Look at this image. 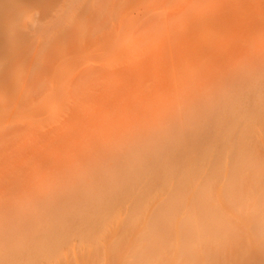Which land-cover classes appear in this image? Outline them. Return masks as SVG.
<instances>
[{
  "label": "rangeland",
  "instance_id": "obj_1",
  "mask_svg": "<svg viewBox=\"0 0 264 264\" xmlns=\"http://www.w3.org/2000/svg\"><path fill=\"white\" fill-rule=\"evenodd\" d=\"M20 2L21 1H18L19 4L13 3L17 6H9L11 9H8L7 7V11L2 10L3 12L1 11L0 15V131L2 128L4 130L7 124L9 125L7 117L10 113L15 115L14 117L20 121H24L23 126L21 123V126L18 127V129L21 128L26 131L25 133L27 136L24 137V135H21L16 137V143L12 144L10 142V152L13 154L16 152V155L18 154V157L15 156V158H17L19 165L22 164L21 162L27 163L22 164V167L24 165L29 167L28 171L30 172V175L33 174H31V172H34V174L39 177V180L41 179V182H39L30 177L32 180L31 186L36 187L34 182H37V184L41 183L38 186L42 187L37 188L34 192L32 189L31 191L35 194L29 192L30 201L25 195H23L20 198L17 196L20 200L25 197L24 199L26 200H23L21 203L12 202L11 200L10 203L3 200L6 204L0 202V264H264V106H262V103L257 104L256 102L260 95H262L261 92L251 91V99L246 98L244 94L239 98H231L233 102L239 99L244 100L242 103L244 107L241 112H251L250 115H252V120L248 121L249 115L247 116V121L245 120L244 122V119L241 120V122L237 121V123H235L236 130H233L234 132L232 131V128L230 130L231 133L233 132L232 134L228 133L230 132L228 130L230 128H227L228 131L226 130L225 132L230 134V137L228 138V135L226 134L227 139L223 138L224 140L221 141H225L226 148L225 145H220L222 147L224 146V149H219V152L217 151L219 156L215 155L216 151L214 152L215 154L212 152L216 157L220 158L221 155V159L216 158L217 161L214 157L212 158L211 156L213 155H211V158H208V160H201L202 157L204 159V156L206 155H203L202 152L201 154L203 156H201V159L199 158V160L204 161V166L205 163L206 166L210 164L208 167L205 166L206 169L202 167V164L199 165V163H202L201 161H196L194 159V163L199 162L197 166L199 165L198 167H200V169L201 167L205 169V173L202 169L200 172L197 171L192 174L193 169L195 168L193 167L192 171L190 169L186 174L182 168L184 174L179 173L182 178H184L185 175L188 176V174H190V178L196 180V182H194L195 180L193 181L189 179L192 181V187H190L192 184H190V186L187 184L188 182L191 183L187 180L189 176L184 181L181 180L184 184L187 182L185 184L186 188L180 186L181 182L179 183L177 180L180 179L178 177L181 176L178 173L177 179L174 180L172 184L170 183L169 186L164 187L162 186L164 185L161 183L162 181L160 182L161 186L156 185L155 183L156 187L152 188V191H150L151 189H148L150 187H147L145 182H142L141 186L139 184L140 188L136 186L130 188L128 183L125 185V189L123 188L125 193L120 192L118 194L120 205H118V203L116 204V202L113 204V201H110V204H113L111 210L109 208V202H106L108 205H102L99 203L100 201H94V199L98 198L97 194L101 193L105 187L100 183V179L97 177L98 175L93 174L98 170L93 171L92 168L93 166L95 169L97 166L102 168L100 163L105 160L99 162V160H101L99 156L100 153H103L104 155L108 154L109 159L113 157L117 160H124L125 166L131 165L130 163L134 162L130 160L129 157L125 160V153L122 152L123 150L125 151V146L130 140L128 139V134L130 133L128 125L125 124V127H122L124 125L115 122L110 123V118L108 119V115L112 113L111 108H108V106L115 102L114 98L117 96V93L119 94L121 92L114 89L118 87L121 88L122 86L119 85H122V82L126 84V88H129L130 84L133 82L129 83V75L132 80L137 79V74H139L138 66L147 63L148 65L151 64L149 65L150 74H148L150 80L147 81V86L148 88H153V93L156 92L154 85L155 82H153L155 78L154 74L156 72V63L154 60H149L146 57H151L153 55L158 45L159 37L168 31L171 21L176 22L178 18L183 17V13L175 14L177 12L164 8H105L103 10L98 9V11L97 9H89L86 11H78V13L77 11H74L75 15L72 16V13L71 21V18L69 17L70 15H68L67 20L70 18L69 22L64 26L63 24H65L66 20H63L62 23V19L59 17L61 19V21L59 20V24H62L59 27V24L56 25L53 23L51 24L52 21L49 22L51 19L53 20L54 15L52 12L51 14H48L49 12L43 13L39 9L37 10L38 7L35 8L36 10H34V8L28 9L25 2H22L24 4H21L22 6L20 5ZM208 4L210 7L205 16L212 17L211 23H209V21L207 23L205 18H199V15L197 14L191 15L193 20H198V32L200 35H203L204 38H209L212 32L218 31L217 15L213 14V12L220 8L215 5L214 0H208ZM25 5L26 7L24 8ZM223 14H226V12ZM43 17L44 19L48 17L47 21L49 23L45 22L46 20L43 22L46 26L39 22ZM243 17L244 18L241 21L243 22L242 24L239 23V20H236V22L233 23L234 25H240L237 32L238 42L236 46L231 48L226 56L228 58L227 62H231L229 68L231 77H234L233 79L236 80L238 79L236 83H238L240 88L244 90L246 87L239 82V79H244L247 75L254 76V74H264L262 69V65L264 64V39L261 40L260 44L254 39H251L248 42L245 41L246 36L249 35L248 30L252 32L251 27L255 29L254 31L256 33L260 30L264 31V8L250 7L249 9H245L243 11ZM12 24H14V27ZM14 28L16 29L14 30ZM42 28L44 30H42ZM37 29L40 30L38 31ZM48 29H50V31H48ZM13 30L15 33L10 32ZM9 33L11 36L13 34V36L11 37ZM45 34L47 36H45ZM239 36H241L240 39ZM245 43H250L249 46L254 49L251 53L247 52L248 50L245 52L240 50L243 45L246 46ZM152 64L155 67H152ZM47 69L49 70L48 72ZM90 70L94 72L91 73L89 72ZM99 70L100 72H104L100 73ZM132 70H135V72L133 71L134 74H129ZM78 71H80L82 77L80 76V78H78L76 75L75 78L74 76ZM86 73H89L90 77H95V75H97V80L96 77H93L94 80L93 78H87L88 75ZM226 73H228V70H225V74ZM98 74L99 76H103H100L99 78ZM104 75L107 77H104ZM85 76L88 79V82L86 81L84 86L83 84L79 85L81 82H84L81 79H84ZM224 76L225 75L216 78L211 84V86L213 85V88L211 87L213 93H215L212 97L216 103L220 104H223L224 102V94H233L231 93V90L236 84L225 79ZM73 77L75 79L78 78L79 80H73ZM89 79L90 82L92 81L91 83L89 82ZM98 79L102 80V83L104 81L103 84L100 83L103 86L106 87V85H108L106 89H104V87L100 89L101 86ZM258 79L252 80L251 85L258 82ZM80 80L81 82H79ZM74 81L78 87L74 86L73 88L72 85L75 83ZM109 81L112 82L110 83ZM137 81H140V79H137ZM95 82H98L97 85L100 87L95 88L94 86H97ZM25 83H28L29 85L23 89V84ZM34 84H40L41 90L42 86L47 90L45 91L46 96L44 94V98L42 97L43 99H41V97L38 98L39 96L36 95L37 99L32 95V91H35V88L32 90V85ZM87 85L88 88L93 87L95 89H88L85 87ZM72 88L76 92L73 91ZM76 89L80 91L78 96L76 94L79 92L77 93ZM82 91H85V93H88L89 91L91 94L90 97L94 96V99H99L101 97L103 99L106 98V106L101 105V102V104L97 102L94 105L91 104L89 107L87 105H85L87 107H81L80 103H78L79 99L85 97L82 96ZM108 91H112V95ZM72 92L75 94V97L74 95L72 96ZM107 92L108 94H106ZM129 92L130 91H125V94L127 93L126 95H129ZM85 93L84 95L89 96V94ZM94 93H96V95ZM190 95L191 96L188 97L189 99L192 96H195L192 94ZM32 96L33 99L31 98ZM40 96L42 95L40 94ZM157 96V99H160V95L157 94ZM107 98H109L110 102ZM30 99H32V104L34 103L32 106L35 107V110H38L37 112L33 111L32 109L34 108L31 106L33 113H36L34 115L35 120L33 119L34 117L31 116L32 113L30 114L28 111L30 107L29 103L31 102H28L27 100ZM254 99L256 102L255 105ZM260 99L261 102L264 101L261 97ZM199 100L200 99H198L197 106H199ZM159 104L158 106H160ZM172 105L171 107H173ZM182 105L179 106L182 107ZM96 106L98 109H96ZM156 107L157 106H155L154 110H156ZM87 108L94 111L91 116H99V118L96 117L95 119L98 118L101 120V117H103L101 122L108 116L106 119L107 121L101 123L105 127L102 125V127L98 126L100 121L99 124L96 123L98 127L95 125V127H97L95 129L99 132V138H95L96 142L93 141L92 144H90V147L92 146V148L89 151L90 153L97 152L96 154L98 155L96 157V154L94 153L92 158L88 157L89 154L85 147H81V149H83L82 153L80 151V153L77 154L78 151L73 146L76 144L74 136L79 133V131L75 132L76 126H74V124L85 122L84 120L79 122V118L73 119V117L76 116L75 114H89L86 113ZM191 108L194 110V105L188 110L190 111ZM166 109L168 110L169 108ZM154 110L152 113H154ZM174 110L175 109L173 108V111ZM193 110L191 109V113ZM70 111L71 113H69ZM175 111L178 114H182L180 113L182 111L180 108H177ZM185 111L187 110H184L183 112ZM161 113L163 112H156L155 116L152 114V117L150 115V118L152 119L151 122L150 120L149 122L155 123L156 125L162 123V121L165 120V116L160 118L157 117L158 115H161ZM37 115H40V117H36ZM78 115L76 117H81V115ZM84 115H82V117H84ZM104 115L106 117H104ZM167 115H169V113ZM167 115L166 117H168ZM91 116L89 118V115H87V119L85 115L86 120H88V122L86 121L87 125L83 126V124L80 123V126L82 124V127L81 129L79 128L80 126L77 127L78 130H82L84 127L89 128L91 125L95 124L88 125L93 120H91ZM141 123L143 124V122ZM76 125L78 126L79 124ZM12 126L14 125H11L10 127ZM153 126V128H155V125ZM229 126H231L230 123ZM16 127L15 124L14 130L17 129ZM130 127L132 128V126ZM141 127L135 125L133 128L139 129L142 134L148 133L149 129L144 130V128ZM150 127H152L151 124ZM86 128L83 130H86ZM127 129L128 134L126 133ZM66 130L70 131L66 132ZM105 130L106 135L104 136ZM135 132L136 131L133 132L134 135H137ZM66 133L69 134L67 135ZM70 133L72 135H70ZM100 133H102L101 136ZM223 135L225 137L224 133ZM68 136H71L69 140L67 138ZM75 137H78V140L84 142L81 137L79 139L78 135ZM138 137L140 138V135H138L137 138ZM91 138H93V136L89 137L90 140ZM133 138H135V136H133ZM18 142L19 144H23V148L17 146ZM221 142L219 141L218 143L220 144ZM63 144H66L65 149L67 148V150H63ZM128 145L136 149L138 141H131ZM210 146L209 150L208 148L206 149L207 152L213 150ZM5 147H9V141L7 140L0 142V148ZM17 148H20L21 152L18 151ZM24 148L25 150L28 149V152H25V155ZM12 149L14 151H12ZM59 152L64 156L71 154L70 156H65L69 165L68 167H71L68 168V170H72H69L70 174L68 173V180L62 178V175L58 177V171L56 172L57 175L54 174L55 172L53 173L55 162L59 164V160L61 159L62 161V158L64 157L61 156ZM63 152L66 153L64 154ZM74 153L77 157H75L76 155ZM72 154L75 158L70 159L69 157H72ZM103 154L101 155L102 157L104 156ZM196 155H193L194 158L198 157ZM209 155L205 158L209 157ZM3 156L0 157V161H4V159L6 161V159H8L6 158L7 153L3 154ZM80 157L83 158L81 159ZM95 158L96 162L94 160ZM90 159L92 160L90 161ZM97 159L99 160L97 161ZM74 160L76 161L74 162ZM90 162L93 164L99 163L95 166V164L93 165ZM189 162L194 164L192 163L193 158ZM190 163L187 162L186 164L189 166L191 165ZM196 163L194 164L195 166ZM3 164L5 165V162ZM86 164H88V167ZM90 164L92 168L90 167ZM103 164L104 163H102V165ZM212 166L214 167L212 170L215 168L219 170L221 167L220 171H222L220 172L222 175L217 173L222 177L221 182L217 179L219 181L218 184H216L217 180H215V184L213 182V185L209 184L212 182H206V179L209 178V174L207 175V173H209L208 170H211L210 167ZM187 168L185 170H187ZM0 169L2 170V168ZM78 169H82L81 171L84 172H81ZM195 169L200 170L197 168ZM202 171L203 173H201ZM214 172L213 175L216 174V171ZM198 174L200 176L202 174L203 176L196 179V175L198 176ZM88 175H90V179ZM206 175L207 178L205 177ZM134 177L135 176L130 175V181ZM215 177L217 176H214L211 179L214 180ZM204 178L205 184L202 182ZM23 180L27 181L28 178ZM135 180L140 182L139 179L135 178ZM207 181H209V179ZM71 182L73 183V186L71 185ZM175 182L179 185L177 186ZM4 183L5 182L2 183L1 181L0 187L2 184L6 185V183ZM20 183L23 184V182ZM78 184L79 188H77ZM206 184L209 185V187ZM27 185L30 186L29 183ZM74 185H77L76 188ZM4 188L5 187L2 189L4 190ZM21 188L19 189L23 191V188L25 187L22 186ZM90 190H93V192H90ZM8 191L9 190L7 189V192ZM129 191L133 193L126 196L125 194ZM57 192H61V195L59 194L60 196L52 199L48 198L56 195ZM70 192L79 195V197L83 196L84 198L81 197L82 201L79 197L80 201H72L71 198L68 199L66 196V194ZM198 192L199 195H197L199 197H195V193ZM72 193L70 194L74 198L75 195ZM16 194L19 195V193ZM200 194H202V197ZM204 194L206 195L204 196ZM208 194L210 196L214 194V198H208ZM95 195L97 197H95ZM180 195L184 197L181 198L184 201L179 199L181 197ZM93 196L95 198L92 199ZM86 197L91 198L88 199L90 200V203L92 201V205L88 204L87 201H83L86 200ZM216 197L217 199H215ZM210 198L215 200H210ZM4 199L6 200V196ZM98 203L100 207L104 205L105 207L101 209L98 207ZM113 206L115 207L113 208ZM68 212L73 214L69 215ZM96 216L97 218H95ZM96 220L99 222L97 221L98 223H96Z\"/></svg>",
  "mask_w": 264,
  "mask_h": 264
},
{
  "label": "bare ground",
  "instance_id": "obj_2",
  "mask_svg": "<svg viewBox=\"0 0 264 264\" xmlns=\"http://www.w3.org/2000/svg\"><path fill=\"white\" fill-rule=\"evenodd\" d=\"M18 1H21L20 2V5L21 4L24 5L23 3L25 2V4L27 5L28 9H33L34 8V10H36L35 8L38 7L37 10L39 9L43 13L49 12L48 14H51V12H52L53 15H54L53 16V20L49 17L51 19V20L49 19L50 20L49 22L52 21L51 24L53 23V24H56L57 25V24L60 23L61 19H62V21H61L62 23H63V20H66V22H65V24H63V26L66 25L69 22V19L70 18H71L70 21L72 20V16L75 15L74 13L76 11L78 13V11H82V10L86 11V10H89V9H91V10L97 9V11H98V9L103 10L105 8H111V9L112 8L113 9H115V8L116 9H118V8H121V9H123V8H137V7L138 8H143V9H146V8L147 9L164 8V9H167V10H170V11H173V12L174 11L177 12L175 14L183 13V15H182L183 17L178 18V20L176 19L177 20L176 22L175 21L174 22L171 21L170 28H168V31L166 33L162 34L159 37V40H158V43H157L158 45H157L156 50L154 51L153 55L151 57H149V56L146 57L149 60L150 59L154 60L155 63H156V67L152 64L153 65L152 67H155V70H156V72L154 74L155 75V78L153 80V82H155V84H154L155 85V89H156V92H154L155 94L153 93V88L152 87L151 88L150 87L148 88V86H147V81L150 80L149 75H148V74H150L149 73L150 72L149 65H151V64L148 65L147 63L140 64V66H138L139 64L137 63L138 64L137 66L139 68V74H137V77L136 78L137 79H140V81H137V79L132 80L130 78V75H129V83H131L133 81L130 84V87L129 88H126V84L123 83V82H122V85H119V86H122L121 88L120 87H118L116 89L113 88L114 90L121 91V92L119 94L117 92H115V93H117V96L114 98L115 99L114 100L115 102L113 104H111V105L108 106V108H111V112L112 113L108 115L109 117L108 116L107 117H108V119L110 118V120H109L110 123H114V122L115 123H119L121 125H124L122 127H125V124H127L128 127H129V129H130V133H131V134L130 133L128 134V129H127L126 133L129 135V138H128V139H130L129 142L136 140V141H138V145H137V148L134 149V148H132V147H130L128 145L129 144V142H128V144H126V146H125V151L124 150L122 151L123 153H125V160L129 157L130 160L134 161V162L130 163L131 165L125 166L124 160H122V159L121 160H117V159H114L113 157L111 159H109L108 154L107 155L106 154L104 155L103 153H100V155H99L100 158H101V160L97 159V161L99 160V162H100L102 160H105V161L102 162V163H104L103 165L105 167L102 165V163H100V166H102V168L97 166L98 169H97V167L95 169L94 166H93V168H94L93 169L91 167V164H90V167L92 168L93 171L98 170V171H96L93 174L98 175L97 177L100 179V183H102L104 185V187H105L104 190L101 191V193H98L97 194V196H98L97 199H99V200L94 199V201L95 200L97 202L100 201L99 203H101L102 205L103 204L108 205V203H106V202H109V204H110V201L111 202L113 201L112 202L113 204H114V202H116V204L118 203V205H120V200H119V195L118 194L120 192L125 193V190H124L125 189V185H127L128 183H129V187L130 188H133V186H136V187L140 188V186L142 185V182L143 183L145 182L146 186L147 187H150L148 189H151L150 191H152V188H155L156 187L155 186V183H156V185H160V182L162 181L161 183L164 184V185H162L164 187L169 186L170 183L172 184V182L177 179V175L179 173L180 174L183 173V169L186 172V174H187V171L188 170L190 171V169H191V171H192L193 167H195L197 169H200V167H198L200 164H202L203 165L202 167L206 169V167H208L210 164H208V161H207L208 166H206V163H205V166H206L205 167L204 166V161H201V160H205V159L208 160V158H211V157L212 158L214 157V159H216V158L217 159H221V155H220V158L219 157H216L219 154L218 153L219 152L218 150L219 149H221V150L224 149V146L222 147L220 145H225L226 144V143H224L225 141L224 142H221V141L224 140L223 138L227 139L226 138V134L228 135V138H229L230 137V134H232L236 130L235 123H237V121H240L241 122V120H243V119H244V122H245V120L247 121V116H249L250 113H251V112H248V113H242L241 112V110H243V107H244L243 104H242L244 102L243 99H241V100L239 99V100L233 102L231 100V98H239V97L242 96V94H244V96H246V98H250L251 91H260L261 94H262V95H260V97L262 98V100H264V77H263L264 74H262V75H255L254 74V76L247 75V77H245L244 79H239V82H241L246 87V89L243 90V89L240 88V85L238 83H236L238 81V79L236 80V79H233L234 77H231V75L229 73V68H230L231 62H227V59L228 58L226 56L228 54V52H230L231 48H233L234 46H236V44L238 42L237 32H238V29H239L240 25H234L233 23H235L236 20H239V23H241V24L243 23L241 21L244 18L243 17V11L245 9H249L250 7H261V8H264V0H214L215 5L220 8L219 10L213 12V14H216L217 15L218 31L212 32L209 38L208 37L207 38H204L203 35H200L199 34V32H198V20H193V18L191 17V15L197 14V15H199V18H205L206 21H207V23H208V21H209V23H211L212 17L205 16V14L207 13L208 8L210 7L209 4H208V0H0V15H1V11L2 10H6L7 11V7L9 9L10 7H12L11 5H14V4L18 3ZM26 5L24 6V8L26 7ZM14 6H17V5H14ZM65 12H67V13H65ZM224 12H226V14H223ZM72 13H73V15H72ZM64 15H65V18H64ZM68 15H70L69 16L70 18H68V20H67V16ZM44 17L39 22L43 23L44 20H46L45 22H48L47 21L48 17L45 18V19H44ZM55 19H56V21H55ZM73 19H75V18H73ZM57 21H58V23H57ZM37 22H38V20H37ZM41 23H40V25H41ZM239 23H237V24H239ZM12 25L14 27V24H12ZM43 25L46 26L44 23H43ZM61 25L59 24L58 26L60 27ZM40 27H42V26H40ZM43 28H42V30H44ZM15 29L16 28H14V30ZM14 30L13 31H10V32H14L15 33ZM37 30L39 31L40 29H37ZM51 30H53V29H51ZM254 30L255 29L253 27H251V31L252 32H250L248 30L249 35L246 36L245 41L248 42L251 39H254L255 41H257L258 44H260L261 43V40L264 39V31L263 30H260L258 33H256ZM38 31H37V33H38ZM48 31H50V29H48ZM10 36H11V34H10ZM12 36H13V34H12ZM45 36H47V35L45 34ZM240 37L241 36H239V39H240ZM29 38H30V36H29ZM245 44H246V46L243 45L240 50H243L244 52L248 50L247 52L251 53L252 50H254V49L249 46L250 43H245ZM146 61H148V60H146ZM141 63H142V61H141ZM31 68H33V67H31ZM31 68H30V71H31ZM262 69L264 71V64L262 65ZM225 70H228V73L225 74ZM48 71L49 70L47 69V72ZM133 71L135 72V70H132V71L129 72V74H134ZM89 72L92 73L94 71H91L90 70ZM99 72H100V70H99ZM101 72H104V71H101ZM77 73L75 74L74 77L76 78V75H77L78 78H80V76L82 74L80 73V71H78ZM86 74L88 75V76L86 75L87 78L88 77L89 78H93L94 77V76L90 77L89 76V73H86ZM152 74H153V72H152ZM90 75H92V74H90ZM223 75H225L224 76L225 79H228L229 81H232L233 83H236V84L233 86V89L231 90L232 91L231 93H233V94H229V93L228 94H224L223 95V96H225L224 97V102H223V104H220V103H216L214 101L213 97H212V96L215 95V93H213V90H212L213 85L211 86V84H212V81L213 80H215L216 78H219L221 76L223 77ZM86 76H85V78H86ZM96 76L97 75H95V77ZM98 76H99V74H98ZM100 76H103V75H100ZM100 76H99V78H100ZM104 77H107V76L104 75ZM259 77H263V78H259ZM75 78L73 80H79L78 78L77 79H75ZM87 78L85 80L82 78L81 80L84 81V82H81V80H80L79 82H81V84H79V85H82L83 84V86H84V83L88 80ZM94 78H93V80H94ZM255 79L256 80L258 79L259 81L256 82L255 84H252L251 85L252 80H255ZM96 80H97V77H96ZM72 81H71V83H72ZM89 82H90V79H89ZM109 82L111 83L112 81H109ZM71 83H70V88H71ZM95 83L97 85L98 82H95ZM100 83H102V80H99V84ZM103 83H104V81H103ZM74 84H76V82ZM74 84L72 85L73 88H74V86H77V84L76 85H74ZM102 84H100V86H101L100 89H102V87H104V89H106V87L108 85H106V87H105ZM27 85H29V84L28 83L23 84V89ZM32 86H31L32 87V90H34L33 88H35L36 93H38V94H36L35 91H32L33 92L32 95L34 97H36V95H37V96H39L38 98L41 97V99H43L44 98L43 95L45 94V91H47V90H45V87L42 86V90H41L40 84H34ZM100 86L97 85V86H94V87L97 88V87H100ZM66 87H68V86H66ZM85 87L88 88V85L85 86ZM85 87H84V89H85ZM194 87H196V88H194ZM90 88L91 87H89L88 89H90ZM92 88H91V90H92ZM95 88H93V89H95ZM23 89H22V92H23ZM48 89H50V88H48ZM76 90H77V93L79 92L78 94H76L78 96L80 94V91H78V89H76ZM200 90H201V92H200ZM73 91H75V90L73 89ZM125 91H127V92L130 91L129 92L130 94L129 95H126L127 93L125 94ZM205 91L206 92H209L210 91V92L209 93H206ZM108 92H110V94L112 93V91H108ZM108 92L106 94H108ZM34 93H35V95H34ZM84 93H85V91L83 92L82 96H85V97L82 98V99H79V102L77 101L78 103H80L81 107L82 106L83 107H87V106L89 107L91 104L94 105L97 102L99 104L102 103L101 105L106 106L105 105V99L106 98L103 99L101 97L102 94L100 96L101 98H99L97 96L99 99H97V98L94 99V96L93 97H90L91 94H90L89 91H88V93L87 92L85 93V94H89V96L88 95H84ZM96 93H94V94L96 95ZM40 94L42 96H40ZM157 94L160 95V99L159 98L157 99V97H158ZM190 94L195 95V96H192L190 98L192 100H190L188 98V97L191 96ZM205 94H208V95H205ZM73 95L75 97V94H73V92H72V96ZM33 96L31 97L32 99H33ZM45 96H46V94H45ZM82 96H80V97H82ZM185 96H187V97H185ZM205 96H206V98H205ZM260 97H259V99H260ZM36 98H35V101H36ZM185 98H186V100H185ZM32 99H30L31 101L30 100H27L28 102H31V103H29V106L30 107L28 106L29 107L28 111L30 112V114L32 113L31 116L34 117V115L36 113L35 112L33 113V111H36L37 112L38 110H35V107L32 106V105H34V103L32 104ZM41 99H40V101H41ZM72 99H74V98H72ZM107 99L109 101V98H107ZM182 99L184 101H186V102H184ZM198 99H200L199 100V106H197L198 105ZM259 99L258 100L256 99L257 100L256 101L257 104L262 103V106H264L263 105L264 104L263 103L264 101L261 102L260 101L261 99L260 100ZM110 100H111V98H110ZM108 101H106V102H108ZM258 101H260V102H258ZM33 102H34V100H33ZM254 102H255V99H254ZM256 102L254 103V105L256 104ZM159 103H161V104H159ZM175 103H176V105H175ZM200 103H202V104H200ZM203 103H204V105H203ZM72 104H73V102H72ZM158 104L160 106H158ZM189 104L192 107L194 105V108L195 109L193 110V108H191L193 110L192 113H191V109H190V111L188 110L191 107ZM16 105H17V103H16ZM85 105H87V106H85ZM171 105L173 107H171ZM179 105L180 106L182 105V107H180ZM31 106H32V108H34V109H32L33 111L31 110ZM78 106H79V104H78ZM155 106H157L156 107V110H154ZM195 106H197L199 108H197ZM200 106H201V108H200ZM186 107H187V109H186ZM166 108H169V109L167 110ZM173 108L175 110L177 108L178 109L179 108L182 109L181 112L179 111L182 114H178L175 110L173 111ZM89 109L87 108V110H86V113H89V114H85V115H86V117H87V115H89V118H90V116L93 115L92 113H94V111L92 109H90V110ZM96 109H98L97 106H96ZM153 110H154V113H152ZM184 110H187V111L183 112ZM89 111L90 112L92 111L91 114H90ZM105 111H107V110H105ZM172 111H173V115L174 116L172 115ZM96 112H98V111H96ZM156 112L157 113L163 112V113H161V115H158L157 116L158 118H160L162 116H165V120L162 121V123H160L161 125L160 124H157L156 125L155 123H150L151 122V119H152V118H150V115H151V117H152V114H153V116H155V113ZM175 112H176V114H175ZM69 113H71V111ZM164 113L166 115L169 113V115H167L168 117H166V115ZM37 114H39V113H37ZM75 115L77 116L78 114H75ZM80 115H78V116H80ZM82 115H84V113H82ZM82 115H81V117H76L75 116V117H73V119H78L79 118V122L84 120L85 121L84 123H82V122H80V123H82L83 126H85V125H87L88 120H86L85 115H84L85 118L82 117ZM105 115H107V114H105ZM105 115H104V117H106ZM175 115H177V116H175ZM14 116L15 115H13V114L10 113L8 115V117H7V119H8L7 121H9V125L10 126L11 125H14V126L10 127L7 124L9 126V129H8V126L7 125H6L7 126V129H6V126L4 125L5 126L4 130L2 128L1 131H0V142L1 141H5V140L9 141V147L0 148V157H2L3 154H6L7 153L6 158H8V159H6V161H5V159H4V161H0V166H1L0 168H2V170L0 169V185H1V181H2V183L3 182L6 183V185H3L2 184V186L0 187V191H1L0 198L1 197L3 198V199L2 198L0 199V202L1 203H4V204H6L5 203L6 201H7V203H10L11 201L12 202L14 201L16 203L17 202H20L21 203V202H23V200H26V199H24L25 197H27V199L29 200L30 199L29 192L30 193H33L34 190L36 191L37 188H41L42 187V186H38L41 183L40 184L39 183L37 184V182L36 183L34 182V184H35L36 187L31 186V183H32L31 178L33 180H37L39 182H41V179L39 180V177L36 176V174H34V172H31V174L32 173L33 174L30 175V172L28 171V168L29 167H27L26 165H24L22 167V164H25L26 162H21L22 164H20L21 165L20 166L18 164L19 162H18L17 158H15V156H17L18 154L16 155V152H15V154H13V153L10 152L11 151L10 142L12 144L13 143H16V141H15L16 140V137H19L21 135H24V137L27 136L26 133H25L26 131L22 130L21 128L18 129V127H20L21 125L23 126V122L24 121L22 122V120L20 121L19 119L15 118ZM38 116L40 117V115H37L36 117H38ZM64 116H65V114H64ZM251 116L252 115H250L248 117V121L252 120L251 119L252 118ZM92 117L93 116H91V120L92 119L93 120L88 125L90 126L91 124H94V123L95 124L94 125H91L90 127L87 126L89 128L84 127L83 129L86 128V130H83V129L82 130H78L77 127L80 126V123H75L74 124V126H76L75 127L76 128V131L75 132H78L79 131V133L77 135L79 136V139L81 137V139H83L84 142L82 140H81L82 142L80 140H78V137H75L77 135H75L74 136V139L76 141V144H74L73 146L78 151L77 154L80 153V151L82 153L83 149H81V147L82 148L85 147L87 149L86 151H88V154H89L88 157L89 158H92L93 155H94V153L95 154L97 153V152H94V153L91 152L90 153V151H89L92 148V146L90 147V144H92L93 141L96 142V139L99 138V132L95 128H97L98 126H101L102 125L101 124L102 122L107 121L106 120L107 117H106V119L104 118L105 120H103L102 122H101V120H102L103 117H101V120L98 119L99 116H96L95 115V117H93V118ZM96 117H98L97 118L98 120L95 119ZM28 118H29V116H28ZM33 119L35 120V117ZM87 119H88V117H87ZM94 120H96V121H94ZM149 120H150V122H149ZM99 121H100V124H99ZM166 121H168V122H166ZM13 122H15V123H13ZM77 122H78V120H77ZM141 122H143V124ZM146 122L147 123H150L152 127H150V124H147ZM96 123H98L99 125L97 126ZM166 123H167V125H166ZM229 123L231 124V126H229ZM15 124L17 126L16 127L17 129L16 130H14L15 129ZM76 124H79V125L77 126ZM82 124L79 127L80 129L82 127ZM134 124L136 126H139V127H141L143 125L141 128H144V130L149 129L148 133H143L142 134V132L139 129H134L133 128V127H135ZM152 124L155 125V128H153L154 126ZM163 124H165V125H163ZM25 125H26V123H25ZM95 125L97 127H95ZM102 126L105 127L104 125H102ZM112 126H113V124H112ZM130 126H132V128ZM144 126L145 127L147 126L146 129H145ZM68 128H66V129H68ZM227 128H230V129H228L229 131L231 130V128H232V131L233 130L234 131L232 133L230 131V132H228L230 134H228L227 132H225L227 130ZM69 131L66 130V132H69ZM134 131H136L135 134H137V135H134V133H133ZM105 132H106V130L104 131V133ZM140 132H141V134H140ZM63 133H64V131H63ZM118 133H119V131H118ZM118 133H117V135H118ZM223 133L225 134V137H224ZM66 134L68 135L69 133H66ZM101 134L102 133H100V136H101ZM70 135H72V134L70 133ZM105 135H106V133L104 134V136ZM132 135L135 136V138H133ZM138 135H140V138L139 137L137 138ZM92 136H93V138H91V140H90L89 137H92ZM95 136H98V137H95ZM221 136H223V137H221ZM70 137L71 136H68L67 137L68 140L70 139ZM219 141L221 142L220 144L218 143ZM226 141H228V140H226ZM19 142L17 143V146L23 148V144L22 143L19 144ZM30 142H31V140H30ZM85 143H87V144H85ZM65 146H66V144L63 146L64 147L63 150H67V148L65 149ZM203 146L204 147L207 146V147L204 148ZM209 146L213 150L207 152L206 149L208 148V150H209ZM67 147H68V144H67ZM25 148H24V155H25V152L26 153L28 152L27 151L28 149L25 150ZM225 148H226V145H225ZM17 149H18V151L21 152V149L20 148H17ZM35 149H37V148H35ZM39 149H41V148H39ZM61 149H62V146H61ZM72 149H71V151H72ZM76 150H74V151H76ZM12 151H14V150L12 149ZM92 151H93V149H92ZM103 151H104V149H103ZM215 151H216V154L214 153ZM39 152H41V151H39ZM60 152H59V154H61V156H64ZM210 152L211 153L213 152L216 156L213 155V153L211 154ZM201 153L203 155L206 154L204 156V159H203V157L201 159V156H203ZM209 153H210V155H209ZM102 154L104 155L103 157L101 156ZM70 155L71 154H68V155H65V156H70ZM97 155L98 154H96V157H97ZM193 155L194 156L196 155L198 157H195L194 158ZM208 155H209V157L205 158ZM211 155H213V156H211ZM65 156L62 158V161H61V159L59 160L61 162V164H60L59 161H58L59 164L55 162L53 173L55 172L54 174L57 175L56 172L58 171V175H57L58 177H60L62 175L61 176L62 178L67 179V178H69V174H70V172H69L70 169L68 170V168H71V167H68L69 165L67 163V158ZM86 156H87V154H86ZM75 157H77V155ZM75 157L72 154V157H69V158L71 159V158H75ZM89 158H88V161H89ZM192 158H193V162L192 163H194V159L197 161V160H199V158L201 159L199 161H201L202 163H199V162L196 163L195 162L196 163V166H195L194 165L195 163L194 164H191L189 162L190 160H192ZM0 160H1V158H0ZM20 160H21V157H20ZM91 160L92 159H90V161ZM94 160L96 162V158ZM75 161L76 160H74V162ZM209 161H210V159H209ZM4 162H5V165L3 164ZM64 162H65V164H64ZM187 162L190 163L191 165L188 166L186 164ZM90 163H92V162H90ZM198 163H199V165L197 166ZM97 164H95V166ZM73 165H74V163H73ZM79 165H81V164H79ZM184 165H185L186 168L188 166L187 170H185L186 168L184 167ZM70 166H71V164H70ZM86 166L88 167V164H86ZM20 167H21V170H20ZM202 167H201L200 170H196L194 168L196 171L193 169V173L192 172L191 173L194 174L197 171L200 172L203 169ZM80 168H81V166H80ZM210 168L212 170V168H214V167L212 166ZM73 169H75V168H73ZM181 169H182V172H181ZM205 169H203L204 173H205ZM78 170L81 171L82 169H78ZM211 170L210 169L208 170L209 173H207V175L209 174L208 175L209 176V178H208L209 181H207L208 179H206V182L207 183L208 182H212V183H209L211 185H213V182L215 180H217V179H219V181L221 182V180H222L221 179L222 178L221 177L222 173H220V172H222V171H220L221 170V167H220L219 170L216 169V168L213 169L212 170L213 172ZM70 171H72V170H70ZM203 171L201 173H203ZM214 171H216V174L217 173H220L221 175L220 174L219 175L218 174L217 175L216 174L213 175V173H215ZM217 171H219V172H217ZM60 172H61V174H60ZM81 172H84V171H81ZM210 173H212V174H210ZM33 175H34V178H33ZM130 175L131 176H135L133 179H131V181H130ZM189 175L190 174H188V176ZM207 175L205 176L206 178H207ZM89 176L90 175H88V177ZM92 176H94V175H92ZM188 176L185 175L186 178L184 176H183L184 178H182V176L181 177H178L180 179H178L177 181H179V183H180L181 180L184 181L185 179L188 178ZM190 176H189V178L187 180L191 179V180L194 181L195 179L190 178ZM201 176H203V175L201 174ZM201 176L199 174H198V176L196 175V179L199 178V177H201ZM211 176L212 177H214V176H217L218 177L219 176V177L218 178L215 177V179L213 180V179H211L212 178ZM20 178L21 179L22 178L23 179L28 178V180L26 181V180H23L22 179L23 180L22 181ZM90 178L91 177H89V179ZM135 178L136 179H139L140 182H137L135 180ZM158 178H159V180H158ZM77 180H79V179H77ZM86 180H84V181H86ZM191 180H189L191 183H189V182L187 183L186 182L188 184V186H190V184H192V181ZM204 180H205V178L203 179V181L201 180L203 182V184H205ZM24 181H25V183H24ZM81 181H83V180H81ZM219 181L217 180L216 184H218ZM20 182H23V184H21ZM176 182H175V184L178 186L179 184H177L178 182L177 183ZM194 182H196V180ZM28 183L30 184L31 187L29 185H27ZM197 183H198V181H197ZM74 184H75V182H74ZM139 184H140V186H139ZM183 184L184 183L181 182L180 183V186L185 187L186 185L185 184L183 185ZM203 184H201V185H203ZM214 184H215V182H214ZM71 185L73 186V183ZM82 185H84V184H82ZM206 185H204V186H206ZM211 185H210V187H211ZM6 186H7V189L9 190L8 192H7ZM22 186L25 187V188H23L24 189L23 191H21V189H22L21 187ZM76 186L77 185H74L75 188H76ZM188 186H187V188H188ZM192 186H193V184L190 187H192ZM207 186L209 187V185H207ZM217 186H219V185H217ZM3 187H5L4 190L2 189ZM74 187H73V189H74ZM19 188H21V189H19ZM77 188H79V184H78V187ZM3 191H4V193H3ZM150 191H148V192H150ZM20 192H22V193H20ZM54 192H56V191H54ZM90 192H93V190H90ZM9 193H11V194H9ZM16 193H19V195L16 194ZM70 193H72V192H70ZM70 193L66 194V196H67L68 199L71 198L72 201L73 200L74 201H76V200L78 201L79 198L82 201L81 197L84 198L83 196L79 197V195H75V194L72 193L73 195H75V197L73 198V196ZM130 193H133V192H130L129 191L125 195L128 196V195H130ZM33 194H35V193H33ZM59 194L61 195V192L60 193L57 192L56 195L50 196L48 198L49 199L56 198V197L60 196ZM197 194L199 195V192L198 193H195V197H199ZM202 194H200L201 197H202ZM23 195H25V197L24 198H21V200H20L19 198L21 196H23ZM205 195L206 194H204V196ZM208 195H207L208 198L209 197H213L214 198V194L212 196H210V195L208 196ZM5 196H6V200L4 199ZM7 196H8L9 199L7 198ZM97 196L95 195V197H97ZM149 196H148V198H149ZM95 197L93 196L92 199L95 198ZM182 197L183 196H181L179 199L180 200H183V199H181ZM184 197H185V194H184ZM88 198L86 197L85 198L86 200H83V201H87L88 204H91L92 201L90 203V200H89L91 198H89V199ZM213 198H210V200H212ZM174 199H175V197H174ZM215 199H217V197ZM215 199H213V200H215ZM171 201H174V200H171ZM24 203H25V201H24ZM99 203H98V207H100ZM113 204H110V207H109L110 209H111V206ZM105 205L102 206V207H100V208L101 209L104 208ZM115 206H113V208ZM71 214H73V213H69V215H71ZM95 218H97V216ZM100 219H102V218H100ZM88 220H90V219H88ZM98 220H96V223H98L99 221H101V220H99V221ZM103 220H104V217H103ZM102 222H100V223H102Z\"/></svg>",
  "mask_w": 264,
  "mask_h": 264
}]
</instances>
